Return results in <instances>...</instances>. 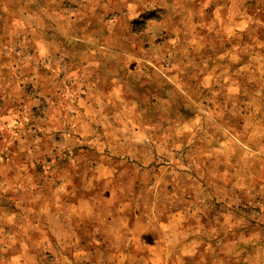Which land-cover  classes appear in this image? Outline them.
<instances>
[{
	"label": "rangeland",
	"instance_id": "rangeland-1",
	"mask_svg": "<svg viewBox=\"0 0 264 264\" xmlns=\"http://www.w3.org/2000/svg\"><path fill=\"white\" fill-rule=\"evenodd\" d=\"M0 264H264V0H0Z\"/></svg>",
	"mask_w": 264,
	"mask_h": 264
},
{
	"label": "crops",
	"instance_id": "crops-1",
	"mask_svg": "<svg viewBox=\"0 0 264 264\" xmlns=\"http://www.w3.org/2000/svg\"><path fill=\"white\" fill-rule=\"evenodd\" d=\"M124 123L125 127H127L126 129L127 130H131L129 129V127L132 125L131 122H129L128 120H126ZM132 127V126H131ZM130 141L131 138L129 139ZM147 170V175L146 177H149V175H151L149 178L150 179H154V181L152 183L149 184L150 182V179L148 178V182L147 184L144 186H139V187H131L130 185V182H128V185H126V187H129V188H126V191L131 194L130 197H125V196H122L120 198H115L113 201L109 202L107 201V204L108 206H105L109 209H113V213L111 214V219L116 217V220L118 219L119 222H120V231L119 230H116L117 234H120V236L123 237L124 239V236L129 235V233H134L133 230L136 229L135 226H139L142 224V222L144 221L141 217V212H138V210L141 208L140 207V204L138 202L139 200V194L141 193H145V190H146V193H148L150 190L152 193H154L158 186H156V183H157V179L160 178V176H156L155 173V168H151L149 167ZM155 176H153V175ZM152 184V185H151ZM150 202L152 201L153 199V196L152 194H150ZM110 204V205H109ZM155 206H156V202L155 201H152L151 202V205H150V210H154L155 209ZM128 208H133V213L130 212L129 210H127ZM124 209H126V211H123ZM133 218V219H132ZM147 222H148V226L143 230V232L139 233L138 234V237L141 239L142 237H149L150 234H148V230H150V228L152 229L154 227L155 224H158V223H165L164 221L161 220L160 217H156V218H153V217H150L147 215ZM158 219V220H157ZM88 220L90 221V227H92L88 233V235H90V242H96V243H102V241H100V239H102L101 237V233H105L106 231V228H105V231H104V227H105V224H106V221H107V218L106 219H102V217L98 216V215H92L90 216V218H88ZM70 221H71V218H70ZM150 227V228H149ZM123 230V231H121ZM110 232L112 233V231L110 230ZM145 235V236H143ZM73 236H76L77 237V233L75 231V229H73ZM134 237V236H133ZM135 238V237H134ZM132 238V239H134ZM137 239V238H135ZM143 239V238H142ZM76 240V239H75ZM103 241H105V238L102 239ZM89 241L88 244H89ZM88 244L87 246L85 245H77L79 246L78 248H80L81 250H77L76 252L78 254H87L88 255V259L89 261H93V254L96 250H98V246H94V245H91L90 247H88ZM102 244H100L101 246ZM106 245V249L108 252H115L116 249L115 248H107V244L105 243ZM90 253V254H89ZM123 254H126L123 252ZM125 256V255H124Z\"/></svg>",
	"mask_w": 264,
	"mask_h": 264
}]
</instances>
